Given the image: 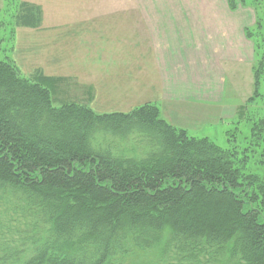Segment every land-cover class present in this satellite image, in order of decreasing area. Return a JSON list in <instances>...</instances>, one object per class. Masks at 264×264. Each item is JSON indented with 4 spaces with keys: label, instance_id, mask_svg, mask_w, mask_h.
I'll return each mask as SVG.
<instances>
[{
    "label": "trees",
    "instance_id": "16d2710c",
    "mask_svg": "<svg viewBox=\"0 0 264 264\" xmlns=\"http://www.w3.org/2000/svg\"><path fill=\"white\" fill-rule=\"evenodd\" d=\"M7 4L15 26L41 27L39 6ZM253 35L261 60L250 104L264 70V37ZM60 81L0 61V264H127L160 247L162 264H264V151L259 169L249 165L264 118L247 147L224 149L154 104L109 114L89 102L55 106ZM230 134L236 143L238 129Z\"/></svg>",
    "mask_w": 264,
    "mask_h": 264
},
{
    "label": "crops",
    "instance_id": "0c3cea01",
    "mask_svg": "<svg viewBox=\"0 0 264 264\" xmlns=\"http://www.w3.org/2000/svg\"><path fill=\"white\" fill-rule=\"evenodd\" d=\"M24 1L44 9L38 0ZM50 1L42 26L23 30L16 63L28 75L42 71L71 80L91 97L97 113L130 112L150 102L162 113L167 106L182 112L179 105L186 102L212 106L232 80L242 87L246 79L235 61L239 56L243 64L250 62L252 44L244 38V17H233L241 13L232 12L228 0H208V6L201 2L206 0H135L144 4L119 8L116 0ZM116 92L128 94L122 105ZM195 106L185 107L193 112Z\"/></svg>",
    "mask_w": 264,
    "mask_h": 264
},
{
    "label": "rangeland",
    "instance_id": "374dc122",
    "mask_svg": "<svg viewBox=\"0 0 264 264\" xmlns=\"http://www.w3.org/2000/svg\"><path fill=\"white\" fill-rule=\"evenodd\" d=\"M25 2L24 0H22ZM206 1H201L202 3H205V6H208ZM229 1V0H228ZM19 2V0H18ZM43 7L42 14L44 18V14L47 15L49 10H51L53 6V1L50 0H38ZM74 5H77L78 1H74ZM162 3L161 0H154V3ZM261 2V3H260ZM144 4V1H135V0H116V8L119 7H125V6H141ZM177 4V3H176ZM229 6V2L227 3ZM239 4V3H238ZM254 4H257L259 6V11L262 15V22L261 24L256 27L257 18H256V12L254 10ZM72 5H70L71 7ZM115 6V4L110 5ZM179 6V5H178ZM181 6V5H180ZM238 13L241 14H235L233 16L235 19H242L244 20V38L245 40L249 41L252 45V51L251 54L249 53V56L252 57L250 62L248 61L247 64H243L244 60H242L239 56L236 59L235 63L237 67L243 68L242 76L244 78L242 81V87L236 85L237 83L232 80V86H225L227 87L226 95L225 97H222V99L219 97L215 102L219 103L212 105L206 104L205 102L197 103L198 105H194V102H186L185 104H180V109H182V112H171L169 107L161 108L163 110V113L161 112L162 117H166L170 124L176 126L179 129H184L188 132L189 136L195 137V138H209L211 141L216 143L219 147L227 149V148H237L241 150L248 146L249 144V138L251 133V124L253 121H258L260 118H264V70L263 74L261 76V88L260 93L257 95L256 100L250 104L249 100L254 95V74L250 73V68L253 72V67L257 63V61L261 60V57L256 59V48L255 43L252 39H248L246 36V31H252L254 33V37H256L259 41H261L260 35L264 37V0H247L246 1V7H241L239 4V7L237 10ZM232 11V12H235ZM17 14V7L15 5H9L7 4V0H0V61H7V60H13L16 61V50H17V43L20 37L22 35L24 36V29L26 28H19L15 26L14 24V17ZM243 16V17H242ZM246 17V19H245ZM194 18H197L196 16ZM209 18V17H208ZM242 20V21H243ZM247 20V21H246ZM242 24V25H243ZM42 26V24H41ZM258 28V29H256ZM30 32V36L31 37ZM258 36V37H257ZM24 40H26V37H23ZM264 45V41L262 43V47ZM27 53V52H26ZM32 52H29L27 56H33L31 55ZM232 57L235 58L234 53L232 52ZM264 62V60H263ZM18 64V63H16ZM19 66V65H18ZM233 70V71H232ZM230 70L231 73L229 76H234L233 74L236 72L234 69ZM24 75H27L24 71H22ZM234 78V77H233ZM61 80L59 83L56 84L53 99L55 101V106H60V104L63 102H70L74 101L73 94H78L77 99L78 101L74 102H81V103H88V98L91 99V97H88L87 93L81 92L79 89L74 88V84H72L71 80L67 79H57ZM231 79V78H230ZM67 88V89H66ZM80 94V95H79ZM80 97H83L81 100ZM128 94H126L124 97L121 95V92H116V104L122 102H126L128 99ZM149 100V98H147ZM223 100V101H222ZM147 104H154L155 103H147ZM158 106V105H157ZM185 106L194 107L196 110H186ZM211 106V108H209ZM244 107V110H242L240 107ZM184 107V108H183ZM123 108V107H122ZM236 110V111H235ZM116 110H104L102 112H98L99 114H109ZM239 121V122H238ZM236 123V124H235ZM239 125H238V124ZM234 129H238V134L236 135V143H228V140L233 141L231 131H234ZM229 132V134H227ZM237 132V131H236ZM234 142V141H233ZM264 146V145H262ZM260 146L259 148L255 149V155H252V153H249L251 155V161L249 165H253L254 168L260 167L255 163V161L260 159V153L264 151V147ZM248 165V166H249ZM259 169V168H258ZM167 238V236H166ZM164 238L163 240L166 241L167 239ZM161 248L154 249L152 251L146 252V254H139L136 256H132L127 264H159V260L161 259ZM161 263V262H160ZM162 264V263H161Z\"/></svg>",
    "mask_w": 264,
    "mask_h": 264
},
{
    "label": "bare ground",
    "instance_id": "6f19581e",
    "mask_svg": "<svg viewBox=\"0 0 264 264\" xmlns=\"http://www.w3.org/2000/svg\"><path fill=\"white\" fill-rule=\"evenodd\" d=\"M32 247V246H31Z\"/></svg>",
    "mask_w": 264,
    "mask_h": 264
}]
</instances>
